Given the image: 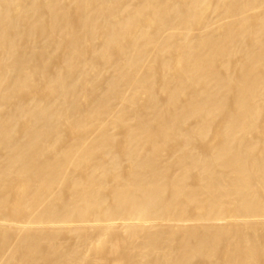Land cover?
I'll list each match as a JSON object with an SVG mask.
<instances>
[{
    "label": "bare ground",
    "instance_id": "6f19581e",
    "mask_svg": "<svg viewBox=\"0 0 264 264\" xmlns=\"http://www.w3.org/2000/svg\"><path fill=\"white\" fill-rule=\"evenodd\" d=\"M0 264H264V0H0Z\"/></svg>",
    "mask_w": 264,
    "mask_h": 264
}]
</instances>
